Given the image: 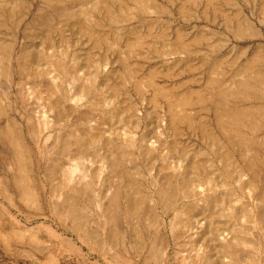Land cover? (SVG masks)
I'll return each mask as SVG.
<instances>
[{
  "label": "rangeland",
  "instance_id": "1",
  "mask_svg": "<svg viewBox=\"0 0 264 264\" xmlns=\"http://www.w3.org/2000/svg\"><path fill=\"white\" fill-rule=\"evenodd\" d=\"M245 17L258 32L247 28ZM250 71L264 77V0H0V110L21 123L27 145L23 154L0 144V264H264V211L257 212L258 193H247L251 179L258 186L261 181L238 178L222 159L242 164L240 153L252 159L239 142L254 134L245 121L235 150L216 121V106L221 111L224 103L264 104V78L253 90L257 95L231 97L239 95L232 83L245 81ZM83 89L89 95L74 102ZM187 90L192 98L172 129L161 94L176 100ZM44 118L50 126L40 129ZM203 121L210 137L202 136ZM256 121L258 138L264 117ZM75 133H83V145ZM257 150L262 169L264 151ZM109 158L120 163L121 181L115 175L107 186L95 171ZM72 165L78 170L70 182ZM173 171L195 187L180 182L177 189L187 188L186 197L163 215L164 261L149 242L140 248L129 233L123 244L118 238L132 226L146 234L145 199L133 211L124 202L117 239L108 241L99 216L108 188L121 182L128 194L131 182L137 197L157 201L152 180ZM81 173L92 190L71 215L59 197ZM203 175L209 182L200 180ZM212 182L215 206L191 196ZM31 189L35 202L27 199ZM196 202L207 207L203 214L195 208L184 215V206ZM214 227L227 238L216 237Z\"/></svg>",
  "mask_w": 264,
  "mask_h": 264
},
{
  "label": "bare ground",
  "instance_id": "2",
  "mask_svg": "<svg viewBox=\"0 0 264 264\" xmlns=\"http://www.w3.org/2000/svg\"><path fill=\"white\" fill-rule=\"evenodd\" d=\"M245 21H247L246 25L249 30L252 32H258L259 29L258 27L252 22L249 21L245 17L243 18ZM260 53L258 52L255 54L250 62H253V58L256 57L258 54L260 56ZM7 62H10V57H6ZM5 74L11 78L12 74L10 69H6ZM262 74L260 72H255V71H250L248 78L240 83H232V86H235V88L239 89L237 92L239 95H236V93H232L231 97L233 100H237L240 98H237V96H240L242 101L247 98L245 96H255L257 95L254 91L256 86L260 83V80H262ZM158 89V88H157ZM84 92L80 94V96L75 97L73 100L74 102L77 100H81L83 97H86L89 95L88 89H83ZM155 93L156 88L154 89ZM254 90V91H253ZM192 90H187L179 99L175 100V97L173 95L167 96V94L162 93L161 97L164 99V103L166 104L167 108V115L169 116V125H171L172 129H175L178 122L180 121L179 115L182 114L183 109L188 106L189 101L192 98ZM228 95L226 92H219V96L225 97ZM231 102V101H229ZM221 103V102H220ZM233 106L229 107L226 106L224 103V109L219 110L216 106V121H217V126L220 128L222 134L224 135L226 141L233 147V149L237 150L235 147L237 142L235 141V136L237 133V129L239 126H243L245 121H249V126L246 124V127L250 128L252 133L254 135H248V136H242L240 137V142L239 146L245 145L250 154L252 155V159L249 157H244L243 154L240 153L241 159H242V164L235 162L233 159H228L226 156L222 157L224 160V164L228 172H231L237 175V177H242V179H249L250 177H254L258 180L261 181V186H258L254 181L251 179V184L247 185V193L251 197L255 193H258V197L256 198V208L258 207L257 212L260 215L264 211V180L261 179V175L264 176V159H263V168L261 169L256 162L259 164L261 163L260 161V156L257 148H262L264 151V136L262 137H255L256 132H257V121L256 119H260L261 117H264V104H259L254 105L251 107H244L242 104H240L237 101L233 102ZM24 106L25 109L27 110V124L31 125L32 124V103L30 100V97L28 96L25 98L24 101ZM73 108L71 107L72 110ZM257 117V118H256ZM45 119V118H44ZM189 120V118H187ZM254 119V122L252 123L251 121ZM49 121L47 119L43 120L42 124H38V127L40 129H46L49 125ZM201 128H202V136L210 137L211 132L208 131L206 122L203 121L201 122ZM87 131V130H86ZM52 132V131H51ZM72 132V131H71ZM31 133V131H30ZM83 134V133H82ZM82 134L75 133L77 136V145H83L84 143V138L81 137ZM87 135V134H85ZM44 137V136H43ZM98 138V137H94ZM91 139V138H90ZM1 142H4L10 146H14L15 149L19 153H26L27 151V145L24 140L23 136V129L21 123L17 120L16 117H13L9 114H6L0 110V144ZM132 143V142H131ZM131 143L128 145L130 146ZM121 161H124L125 156H121ZM110 159V160H109ZM108 160H102V165L101 169L98 171H95L96 179L100 178V181L103 184H106L107 186L113 182V179H116V176L120 180V174H119V167L120 163L118 164V161L109 158ZM173 165H171L172 167ZM19 168V169H18ZM167 168V167H166ZM175 168V167H173ZM17 169L20 172H23V168L17 167ZM27 169V168H26ZM179 169V166L176 167V170ZM78 170L77 165H72L67 169V178L68 181H73L74 180V175H76V172ZM104 173H108L106 175V178L103 176ZM177 173V172H176ZM175 171H173L169 176L163 177L164 179L159 180V175L156 176L155 179L152 180L153 186L155 188V191L157 192L158 199L157 201L150 200L151 197L149 195L147 196H142V197H137V189L136 186L129 182L128 184V189L129 193L126 194L124 189L121 187L122 184H116L112 191H109V188L107 190V194L105 197H103L99 201V216L102 220V224L104 226L106 238L108 241H114V239H117V228H116V220L118 216L120 215L121 212L123 211V204L126 201L127 206H125L127 209L126 211H133L134 208L137 209L136 202H141V200L145 199L146 203L148 204L147 210H146V222L148 225V229L146 231V234L143 233H138L137 229L135 226H132L130 230H124L119 234L118 236L120 242L123 244L125 239L129 236L130 234V239L133 243L137 244L140 248H142L145 244L148 242L150 243V250H155L157 253L160 255L161 261H164L165 254L166 252L162 249V245L165 243V237L166 234L164 232L165 228V220L163 215L167 214L169 212V208H174L180 198H185L186 197V192H188L187 188L182 191L181 193L177 189V185L180 184L181 182V187L183 188L184 186H191L195 187V185L189 183L188 177H186L185 174L182 173L181 175H177ZM116 175V176H115ZM86 175L81 173V176L76 179V184L71 186L67 192L64 193V197H59V200L61 201V206L62 209L65 207H68L67 211H69V214L73 215V211L77 207V204L79 202L80 198H83L86 194L92 190L91 184L87 183L84 181ZM66 178V179H67ZM104 178V179H103ZM201 179H206L207 176L203 175L201 176ZM106 180V183H105ZM201 180V181H203ZM209 182V180H207ZM248 183V182H247ZM198 185H201L200 183H197ZM210 189L208 191H205V188H198L195 191L191 193V196H197L200 198V202L204 204L205 202H208L212 204V206L216 205V199L212 196V192L214 189V183H211ZM185 188V187H184ZM28 191V190H27ZM186 191V192H185ZM210 191V194H209ZM29 197H27L28 200H34L36 201V193L34 190H29ZM185 193V194H184ZM138 199V201H137ZM59 201V202H60ZM200 202L192 203V204H186L182 210V212L185 214H190L192 212V209L195 208H200V210L203 212L206 210L207 207H204ZM60 203H58V206L56 205V209L58 210ZM160 208V209H159ZM63 211V210H62ZM200 221V220H199ZM118 222V221H117ZM198 222V221H196ZM108 223L110 225H108ZM212 224V223H209ZM126 228V227H125ZM73 229L77 230L80 235L87 237V234L84 231H81L79 227L75 225V228ZM213 234L220 238V239H226L227 237L223 235L219 231L217 227H214L212 229ZM129 233V234H128ZM171 233L172 236H175L174 234V227L173 224L171 225ZM88 238V237H87ZM100 240V239H99ZM235 240L231 241V244H235ZM257 245H260V243L257 242ZM147 247V246H146ZM230 247V245H228ZM201 249H197V256L199 259L202 258V261L204 260V257L201 254ZM147 258V257H146ZM260 264V263H259Z\"/></svg>",
  "mask_w": 264,
  "mask_h": 264
}]
</instances>
